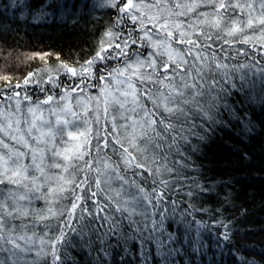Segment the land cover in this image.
<instances>
[{
	"label": "snow or ice",
	"instance_id": "snow-or-ice-1",
	"mask_svg": "<svg viewBox=\"0 0 264 264\" xmlns=\"http://www.w3.org/2000/svg\"><path fill=\"white\" fill-rule=\"evenodd\" d=\"M10 6L27 7L25 0H12ZM96 6L117 9V24L131 21L127 37L107 31L108 39L100 41L94 55L75 61L78 67L62 61L49 70L57 79L49 75L52 89L41 87L43 98L33 101L25 90L23 100L15 93L14 109L0 105V252L8 253L0 256V264H40L45 257H51L50 264H64L67 249L76 243L69 232L81 244L87 236L89 249L92 233L101 244L109 233L124 242L139 239L143 249L151 241L160 264H171L170 257L180 251L172 246L179 237L171 232L165 238L167 217L160 213V220L149 219L146 209L164 200L170 187L164 173L183 176L169 166L173 151L184 158L176 162L181 168H192L186 146L197 151L192 138L207 139L199 129H208L196 122L193 109L213 126H227L216 118L223 108L241 121L244 133L257 127L238 116L227 97L236 92L244 104L264 105V67L240 75L236 83L229 72L253 66L230 67L216 48L225 60L229 51L248 55L234 45H247L253 52L264 49V0H102ZM59 7L63 18L65 5ZM48 15L42 7L34 21ZM217 73L229 88L220 84ZM62 74L74 83L60 81ZM23 101L28 103L22 107ZM85 215L92 218L86 224ZM183 215L176 223L183 224L185 244L198 252L203 225L197 221L193 239L191 222ZM101 217V227L107 226L102 237L93 222ZM125 228L130 229L127 236ZM224 239H229L227 233ZM33 252L32 260L18 255Z\"/></svg>",
	"mask_w": 264,
	"mask_h": 264
},
{
	"label": "trees",
	"instance_id": "trees-1",
	"mask_svg": "<svg viewBox=\"0 0 264 264\" xmlns=\"http://www.w3.org/2000/svg\"><path fill=\"white\" fill-rule=\"evenodd\" d=\"M11 2L12 0H0V105L8 101V97L16 98L15 93H19V98L23 100L25 90L33 97V101L37 96L43 98L45 93L40 91L41 87L52 89V85L47 83L49 75L57 79L50 69L62 61L78 67L75 61L83 63L94 55L100 41L108 39L105 36L107 31L119 33L120 38L124 39L128 28L132 27L131 21L117 24V9L97 7L102 0H25L27 7L23 9H13ZM61 3L65 5L62 10L63 18L59 7ZM46 4L48 6L44 7ZM42 7L49 15L34 21V16ZM22 11L25 13L24 18H21ZM234 47L246 49L248 55L229 51V59L225 60V53L220 52L218 47L216 51L219 58L230 67L235 65L239 68L241 64L253 66L229 72L235 82L239 83L240 75L255 73L257 68L264 67V49L258 48L253 52L247 45ZM233 56L234 59L231 58ZM111 63L115 65L116 61ZM29 74H32L30 83L24 85V79ZM252 78L255 79V76ZM216 79L224 88L230 87L224 83L225 78L219 73L216 74ZM59 80L67 84L74 83L73 79L63 74ZM75 82L78 83L79 80L75 79ZM93 83L98 81L94 80ZM17 84L21 87H16ZM248 94L250 96L251 91ZM255 95L259 100L260 92L256 91ZM206 99L207 97L202 102ZM227 102L235 107L238 116L245 121L251 119L257 125L253 133H244L241 121L232 119L223 108L216 118L223 120L227 126H213L204 120L203 113L193 109L196 122H203L208 129H199L207 139L199 141L192 138V143L198 145L197 151H192L191 145L186 146V151L192 157L186 162L192 164V168H181L176 162L184 158L173 151L168 161L169 166L179 169L183 176L177 177L175 171L164 173L163 178L170 181V187L164 193L165 198L160 201L159 207L146 209L149 219L160 220V213L167 217L163 222L165 238L171 232L179 237L178 243L172 246L179 247L180 251L170 257L171 264H264V105L244 104L243 97L236 92L227 97ZM165 151L168 149L165 148ZM191 177L197 179L193 180ZM149 186L151 187V178ZM201 187L208 191H201ZM189 192L193 195L189 196ZM155 204L156 201L153 200V205ZM153 211L156 213L155 217L151 215ZM182 213L183 220L191 222L193 239L196 238V229L199 227L197 221L203 225L200 228L201 244L198 252H192L191 247L185 244L183 224L176 223L181 220ZM89 219L92 218L85 215L83 223L86 224ZM93 222L102 237L107 230L106 225L101 227L103 218ZM37 231H40L39 226ZM129 231V228L124 229L125 236ZM225 233L229 236L227 240L224 239ZM69 236L76 243L74 247L67 249L69 258L64 264H160L156 246L151 241L146 242L147 248L143 249L139 239L124 242L117 235L109 233L101 244L97 233H92L94 243L89 249L85 246L87 236L84 244L80 243L75 234L69 232ZM142 253L148 255L147 261L143 260ZM7 255L6 252H0V256ZM18 255L24 256L25 260L36 259L34 252ZM50 260L51 257H45L40 264H50Z\"/></svg>",
	"mask_w": 264,
	"mask_h": 264
},
{
	"label": "rangeland",
	"instance_id": "rangeland-1",
	"mask_svg": "<svg viewBox=\"0 0 264 264\" xmlns=\"http://www.w3.org/2000/svg\"><path fill=\"white\" fill-rule=\"evenodd\" d=\"M89 91H91V92H95L96 89H89ZM14 101H15V98H13L12 100H8V101H6L5 103H3L2 106H3V107H8L9 105H11L12 108L14 109V108H15V103H14ZM23 104H24V105H23ZM23 104H22V107L25 106V105H27V103H25V102H23Z\"/></svg>",
	"mask_w": 264,
	"mask_h": 264
}]
</instances>
